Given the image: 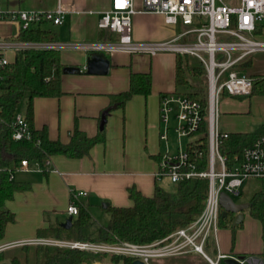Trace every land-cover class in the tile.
I'll use <instances>...</instances> for the list:
<instances>
[{
    "label": "crops",
    "instance_id": "crops-1",
    "mask_svg": "<svg viewBox=\"0 0 264 264\" xmlns=\"http://www.w3.org/2000/svg\"><path fill=\"white\" fill-rule=\"evenodd\" d=\"M111 5L112 0H0V8L6 15L20 10L63 9V23L52 27L58 34L57 42L63 45L60 49L62 63L64 68L81 69L78 73H67L63 68V94L60 96L34 99V126L38 129L46 126L52 139L63 142L69 141L75 126L88 136L102 130L105 133V140L95 144L82 157L54 154L49 158V165H45V170L33 164L14 172L15 179L28 181L31 186L16 192L13 199L6 201V206L15 213L16 219L7 225L0 246L40 238L38 229L47 228L57 221L64 222L69 216L66 209L73 189L88 192L82 201L93 215V210L99 207L104 209L105 203L132 205L128 191L132 186L151 196L156 185L169 191L175 184L168 177L158 175V172L160 157L166 147L160 139V100L165 93L180 91L176 85L177 54L98 51L110 61L109 71L87 72V58L93 52L80 46L117 40L114 32L101 28L98 23L103 12ZM135 6L141 8L142 0H135ZM189 27L182 23L177 26L166 24L164 16L156 13L139 12L133 17V36L140 41L170 39ZM261 28L258 37L264 39V25ZM20 30L18 21L8 16L0 19V39L17 41L14 38ZM193 38V34H188L181 39L188 41ZM16 53L13 48L5 51L10 61L15 59ZM239 70L247 76L264 75V52L246 57L239 64ZM132 72L150 73L151 91L146 95L135 94L120 106L116 94L129 88ZM103 117L105 121L102 123ZM263 123L264 92L254 93L247 98H225L218 109V129L221 132H253ZM250 179H253L250 186L243 183L238 194L230 195L235 203L244 206V218L240 223L234 226L236 213L230 211L223 215L221 205L222 217L226 219L219 220L216 234L209 238L206 245V252L213 260H217L219 253L264 258V219L255 217L250 209L252 197L264 190V182L258 178ZM225 260L224 264H228ZM102 262L124 264L110 257H104ZM151 264L212 263L201 253L190 252L154 258Z\"/></svg>",
    "mask_w": 264,
    "mask_h": 264
},
{
    "label": "built area",
    "instance_id": "built-area-1",
    "mask_svg": "<svg viewBox=\"0 0 264 264\" xmlns=\"http://www.w3.org/2000/svg\"><path fill=\"white\" fill-rule=\"evenodd\" d=\"M139 12H149L164 16L166 24L177 26L179 23L190 26L181 34L165 40H136L133 36V17ZM0 8V19L6 16L16 20L21 29H27L35 23L47 21L54 25L63 23L65 11L61 8L51 11L20 10L6 15ZM99 26L111 30L117 35L115 42L97 41L80 47L91 51L123 50L130 53L159 52L190 54L198 58L206 69L208 84L207 106L187 93L168 92L160 100V119L162 129L160 139L165 143V151L160 157L158 175L166 176L172 183L184 178L205 177L209 181L208 195L202 212L190 224L177 228L169 235L148 243H135L125 240L114 242L91 240H62L56 238H34L15 242L9 246H0V251L23 244H50L77 248L96 256L88 264H103V256H126L140 260L142 264H151L152 259L198 252L212 264L219 259L234 258L239 264H264V258L256 255H227L219 253L213 260L206 252L209 238L216 234L222 211L220 196L222 193L235 195L246 179L258 178L264 182V135L243 149L241 161L229 166L226 157L220 152L221 137L227 132L218 129V101L224 91L231 96H250L254 94L257 78L242 74L238 65L253 53L264 52V39L258 37L264 25V0H142L141 8H136L135 0H112L111 8L103 12ZM193 34L194 38L182 40V36ZM63 47L59 42L13 41L0 39V67L10 60L5 51L13 48L16 52L28 48ZM2 78L0 76V124L2 104ZM264 92V80L262 84ZM208 123V167L196 170L188 149L196 138L203 120ZM175 124L171 126V120ZM12 135L15 139L30 136L29 126L23 113H17L14 119ZM173 128L177 139V148H170V131ZM188 139L186 143L184 140ZM200 156L201 151H196ZM45 158L44 165H49ZM27 160H22L20 168H27ZM14 178V172H10ZM86 190H71L70 204L66 214L78 213ZM264 254V252H263Z\"/></svg>",
    "mask_w": 264,
    "mask_h": 264
},
{
    "label": "trees",
    "instance_id": "trees-1",
    "mask_svg": "<svg viewBox=\"0 0 264 264\" xmlns=\"http://www.w3.org/2000/svg\"><path fill=\"white\" fill-rule=\"evenodd\" d=\"M51 23L42 21L27 29H21L14 38L18 41L57 42L58 34ZM111 31V30H110ZM261 31V29H260ZM64 64L61 52L57 48H28L19 50L13 61L0 67L2 78V111L4 122L0 124V239L6 232L9 223L14 222L15 213L6 206L18 191L30 188L28 181L11 179L10 172L21 167L22 160L28 165L37 164L45 170L43 161L54 154L69 157H82L89 153L97 143L105 140L104 131L88 136L77 126L74 127L68 142L52 139L46 126L38 129L34 126V99L36 97L60 96L61 74ZM239 68V65H238ZM257 78L254 93H262L264 75H252ZM206 69L203 63L193 55L177 54L176 85L183 87V93L198 99L207 106L208 84H204ZM199 80L200 83L195 82ZM207 80V78H206ZM151 74L132 72L130 86L116 94L120 106L135 94H149L151 91ZM223 94H227L224 91ZM26 100L25 120L29 126L30 136L15 139L12 135L15 116L19 104ZM264 135V123L253 132H230L220 138V152L226 157L229 166L241 161L243 149L255 139ZM196 138L190 142L191 161L196 170L203 171L208 167V123L204 118ZM201 151L200 156L196 151ZM209 181L205 177L184 178L176 183L174 193L156 185L154 194L147 196L135 186L128 189L133 201L130 206L108 204L105 211L109 214L106 224L100 225L94 237L86 238L83 230L94 223L93 215L86 204H80L73 216L72 225L65 228L61 221L40 228V238H57L62 240H91L114 242L117 240L135 243H148L163 238L177 228L193 222L204 209L208 195ZM251 213L264 219V190L256 192L250 201ZM220 214L219 220H225ZM11 248L0 251V264H88L96 256L86 251L50 244H23L17 247V254L10 253ZM13 249V248H12ZM105 257V256H103ZM111 260L124 264H133V258L111 256Z\"/></svg>",
    "mask_w": 264,
    "mask_h": 264
},
{
    "label": "water",
    "instance_id": "water-1",
    "mask_svg": "<svg viewBox=\"0 0 264 264\" xmlns=\"http://www.w3.org/2000/svg\"><path fill=\"white\" fill-rule=\"evenodd\" d=\"M87 72L89 73H106L109 71L110 68V61L107 59V57L100 52H93L90 54V56L87 58L86 62ZM81 69L79 67H65L64 72L70 73H78ZM105 121V118L103 117L102 123ZM102 127V126H101ZM220 203L222 207L224 208L223 215H227L228 212H235L236 216L233 220V225H237L240 223L244 218V213L242 212V209L244 206L241 204H237L234 202L232 197L226 193H222L220 196ZM108 204H103V207L106 208ZM73 222V216H68L66 220L62 223V225L65 228H69L72 225ZM228 264H239L238 261L234 258H226L225 260ZM1 264H8L7 262H3ZM133 264H142L140 260H134Z\"/></svg>",
    "mask_w": 264,
    "mask_h": 264
},
{
    "label": "rangeland",
    "instance_id": "rangeland-1",
    "mask_svg": "<svg viewBox=\"0 0 264 264\" xmlns=\"http://www.w3.org/2000/svg\"><path fill=\"white\" fill-rule=\"evenodd\" d=\"M56 25H51V27H55ZM205 79H204V84H206V82H207V80H206V77H204ZM195 82H197V83H200V81L199 80H195ZM178 89L180 90V91H184V88L183 87H178ZM248 96H243V97H240V96H231V95H227V96H224V95H221L220 97H219V101H218V109L220 108V106H221V102H222V100L223 99H225V98H232V99H239V98H247ZM25 109H26V100L24 99V100H22L21 102H20V104H19V107H18V110H17V113L19 114V113H24L25 112ZM174 124H175V120L174 119H172L171 120V126L173 127L174 126ZM188 141V139H185L184 140V143H186ZM177 143H178V139H177V136H176V134H175V132H174V130H173V128L171 129V131H170V146H171V150L173 151V152H175L176 151V148H177ZM252 180L253 179H247V180H245L244 181V185L245 186H250L251 185V182H252ZM175 190H176V184H174L171 188H170V192H172V193H174L175 192ZM235 197V199L237 198V196H234ZM93 219H94V223L91 225V226H89V227H87V228H85L84 230H83V233H84V235H85V237L86 238H91V237H94L95 236V234H96V232H97V228L100 226V225H104V224H106L107 222H108V220H109V214L103 209V208H101V207H99V208H95V210H93ZM17 247L18 246H15V247H11V249H10V253H12V254H17L19 251L17 250ZM13 248V249H12ZM205 249H206V247H205ZM214 258H215V256H213ZM103 259H104V257H103ZM24 264H35V263H33V262H29V263H24ZM219 264H224V259H221L220 261H219Z\"/></svg>",
    "mask_w": 264,
    "mask_h": 264
}]
</instances>
